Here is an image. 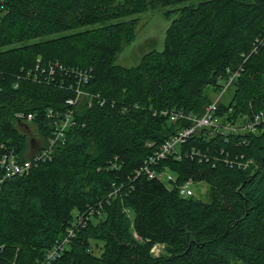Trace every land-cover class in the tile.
<instances>
[{"label": "trees", "instance_id": "trees-1", "mask_svg": "<svg viewBox=\"0 0 264 264\" xmlns=\"http://www.w3.org/2000/svg\"><path fill=\"white\" fill-rule=\"evenodd\" d=\"M194 1L199 3L178 10L163 51L146 54L135 67L115 64L136 38L139 19L126 18ZM0 6L6 11L0 15V152L4 145L30 157L36 141L23 128L31 126L47 145V110L63 111L73 96L27 81L14 88L38 58L92 69L86 90L109 101L104 107L83 105L81 126L71 129L54 159L2 186L0 245L9 259L35 264L64 236L76 211L93 208L100 216L53 264H264V133L233 150L255 160L248 170L191 159L163 162L177 174L178 185L206 184L207 200L183 198L178 188L144 176L135 179L145 160L185 125L154 112L203 114L213 101L206 89L219 94L229 70L243 67L221 112L237 120L264 110V46L252 54L264 33V0H0ZM90 26L98 27L85 29ZM136 104L140 108L122 112ZM21 111L35 120L24 125L16 118ZM208 146L232 148L223 139L194 137L183 149ZM115 157L122 167L112 171ZM155 245H162L158 255Z\"/></svg>", "mask_w": 264, "mask_h": 264}, {"label": "built area", "instance_id": "built-area-1", "mask_svg": "<svg viewBox=\"0 0 264 264\" xmlns=\"http://www.w3.org/2000/svg\"><path fill=\"white\" fill-rule=\"evenodd\" d=\"M5 13L4 8L0 6V15H5ZM262 46H264V33L256 40L252 54ZM244 58L245 63L249 57L244 55ZM242 71L243 67L237 71H228L229 77L225 82H222L224 86L221 92L201 115L188 113L183 109L154 112L155 116L159 114L161 117L169 119L173 124L184 123L185 125L145 160L144 164L135 171V179L144 176L148 180L166 184L169 189L178 188L181 197L189 198L195 195L193 186L196 185V182L188 180L182 185H178L177 174L163 162L169 161L170 158H174L175 161L191 159L197 160L198 163L210 164L213 168L218 163H222L232 170H248L255 165L254 159L248 158L245 154H238L233 150L239 146L248 145L251 136L264 133V110L253 114L250 118L241 117L237 120L229 119L220 110V104L225 102V95ZM1 77L2 74L0 73ZM92 79V69L68 68L59 62L42 63L41 58L37 59L33 69H29L18 77L17 82L13 85L14 88H19L23 81H27L40 86L67 89L73 92V96L65 101L63 111L47 110L46 116L50 120L51 136L45 146L38 140L40 138L34 137L36 147L31 151L30 157L22 158L15 151L5 150L4 145L1 146L5 152H0V192L7 180L15 177H27L33 169L54 159L56 151L67 144L71 129L81 126L77 114H80L83 105L91 108L94 105L104 107L109 104V101L100 94L86 90ZM0 91H2L1 87ZM111 104L114 107L116 102ZM132 108L138 109L140 106L138 104L126 105L122 108V112L126 113ZM16 118L24 124H31L35 120V115L21 111L16 114ZM194 137H200L205 142L215 138L223 139L230 146L232 145V148L227 150L208 146L206 149L193 147L191 150H184L183 147L189 144V140ZM237 137H241V139L237 140ZM121 167L119 157L110 161L108 166L112 171L119 170ZM120 190H114L109 198L117 196ZM95 215L100 216V211L93 208H88L86 212H77L72 225L67 228L64 236L35 264H53L57 261L77 236V233L90 220L94 219ZM157 246L158 254L162 250V245H155L153 247L155 249H152L154 254ZM0 264H17L15 260L9 259L5 255V246L3 245H0Z\"/></svg>", "mask_w": 264, "mask_h": 264}, {"label": "rangeland", "instance_id": "rangeland-1", "mask_svg": "<svg viewBox=\"0 0 264 264\" xmlns=\"http://www.w3.org/2000/svg\"><path fill=\"white\" fill-rule=\"evenodd\" d=\"M197 3H199V1L178 3L168 6L159 5L156 8H149L144 13L126 18V20L133 18L139 19L136 28V38L130 45L125 46L124 50L115 59V64L127 68L135 67L142 61L146 54L153 51H163L166 31L173 20L177 18L178 10L188 5H196ZM98 26H90L85 29H93ZM206 91L211 95L212 100H214L218 94V92H213L212 87L207 88ZM232 94L233 88H230L227 95L224 97L225 101H229ZM23 129L25 131H30L27 132L31 139L34 137L41 138V134L37 127L31 126L27 129ZM193 189L197 197L207 200L208 186L206 184L194 185ZM76 215L77 211L74 213L75 217ZM136 238L139 239L138 236H136ZM100 244L103 245L102 243ZM158 251L159 249L157 246L155 254H158Z\"/></svg>", "mask_w": 264, "mask_h": 264}]
</instances>
